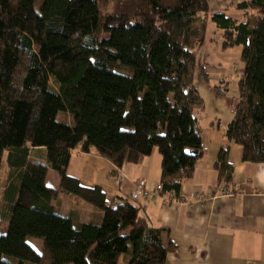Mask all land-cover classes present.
<instances>
[{"label":"trees","instance_id":"trees-1","mask_svg":"<svg viewBox=\"0 0 264 264\" xmlns=\"http://www.w3.org/2000/svg\"><path fill=\"white\" fill-rule=\"evenodd\" d=\"M112 3L103 14L104 0H0V264H165L176 246L162 241L163 229L66 166L74 149L118 168L156 149L161 192L178 193L204 153L194 77L208 81L197 53L214 42L210 24L222 48H241L226 137L244 162L264 163V0L239 3L242 20L210 13L208 0ZM33 149L44 150L58 188L45 185L48 166L31 160ZM226 150L215 166L229 180ZM59 194L99 218L61 215ZM28 237L41 240L40 252Z\"/></svg>","mask_w":264,"mask_h":264},{"label":"crops","instance_id":"crops-1","mask_svg":"<svg viewBox=\"0 0 264 264\" xmlns=\"http://www.w3.org/2000/svg\"><path fill=\"white\" fill-rule=\"evenodd\" d=\"M242 1L245 0H208L210 13L222 12L242 20L243 12L237 9ZM213 35L214 42L203 46L206 49L202 61L197 60L205 65L208 81L215 77V82L226 85L228 81L223 76L229 71L214 73L207 66L214 56L222 63L235 62L240 58L241 48L224 49L220 34ZM234 77L237 82L240 73ZM216 86L219 91L222 89L219 84ZM203 110L204 107L198 114V124L204 153L196 161L192 176L182 182L177 195H170V191L161 192L158 197L151 194L160 183V155L156 149L140 164L125 162L120 168L93 149L85 153L74 149L66 174L77 178L83 186H100L107 201L127 202L138 207L139 215L150 226L163 229L162 241L176 246L167 254L165 264H264V163L244 162L242 147L226 137V128L233 116L223 120L220 113L208 114ZM222 148L227 149L226 163L231 167L229 180H225V176L219 178L215 166ZM33 153L44 156L43 149H33L30 156ZM140 180L149 192L146 197L136 194ZM220 184L228 188L227 193H216ZM61 195L52 202L61 215H70L80 223L93 216L99 218V212L92 206L82 207L73 200H69L66 210L60 211L64 202Z\"/></svg>","mask_w":264,"mask_h":264},{"label":"rangeland","instance_id":"rangeland-1","mask_svg":"<svg viewBox=\"0 0 264 264\" xmlns=\"http://www.w3.org/2000/svg\"><path fill=\"white\" fill-rule=\"evenodd\" d=\"M112 7H113L112 0H104V5L102 6V13L107 14L108 12L111 11ZM208 30L217 35V30L212 24H210ZM205 49L206 48L203 47L202 50L199 52L197 56L199 61H202L203 59L202 56L204 53L203 50L205 51ZM236 56L238 55L236 54ZM242 66L243 64L239 59H237L235 62L230 61L228 63L226 62L222 63L220 62L217 56H214V59L208 64L207 67L209 68V71L214 72V73H219L220 71L221 72L229 71L228 75L223 76V78L228 81L226 85H223L222 83H219V82H215V79H216L215 77H211L212 80L209 79L208 81L209 85H208L207 82H205V80L201 78V76L195 75L194 83L201 97L203 98V102H204L203 111L205 113L207 112L208 114H210L212 112H216V113H220V118L223 120H225L227 117L228 119H231L234 113L231 107V105L233 104V98L237 102V97H238V88H237V82H236L237 79L234 76L239 75L240 69L242 68ZM215 84H219L222 87L219 93L213 90ZM226 103H228V105ZM155 152L157 151L155 150ZM30 158L34 162H39V163H42L48 166L47 161L45 160L43 155H40L38 153H33L30 156ZM5 172H6V167L3 166L1 173H0V191H1V188L4 186V183L6 180ZM45 185L53 187V188H57L59 185L58 172L49 166H48V171H47V175L45 178ZM61 197L63 198L62 200L64 202L61 203L60 211L61 210L63 211L69 207L68 202H70L69 200H72V199L64 195H61ZM78 204L82 207L83 206L91 207L90 205L86 203H78ZM27 242L30 245H32L36 251H41L42 242L40 239H37L34 237H28Z\"/></svg>","mask_w":264,"mask_h":264},{"label":"built area","instance_id":"built-area-1","mask_svg":"<svg viewBox=\"0 0 264 264\" xmlns=\"http://www.w3.org/2000/svg\"><path fill=\"white\" fill-rule=\"evenodd\" d=\"M236 101L233 99V103H235ZM234 105V104H233ZM161 189H162V187H161V184L159 183V184H157L156 186H155V188H154V190L151 192V194L155 197H158V196H160V194H161ZM226 191H228V188H225V187H223L221 184L220 185H218L217 186V188H216V193H218V194H225V193H227ZM171 192V194L170 195H173V193L174 194H176V192L175 191H170ZM148 191L147 190H145L144 189V181L143 180H140L139 181V183H138V185H137V188H136V194H139V195H141L142 197H146L147 195H148ZM177 195V194H176ZM200 197H202V195H200Z\"/></svg>","mask_w":264,"mask_h":264}]
</instances>
